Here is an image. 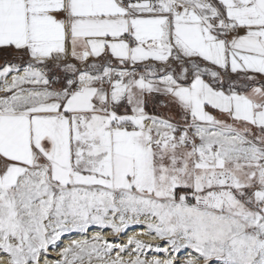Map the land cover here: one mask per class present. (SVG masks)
Segmentation results:
<instances>
[{
    "label": "snow or ice",
    "instance_id": "snow-or-ice-1",
    "mask_svg": "<svg viewBox=\"0 0 264 264\" xmlns=\"http://www.w3.org/2000/svg\"><path fill=\"white\" fill-rule=\"evenodd\" d=\"M0 51V264H264V0H0Z\"/></svg>",
    "mask_w": 264,
    "mask_h": 264
},
{
    "label": "rangeland",
    "instance_id": "rangeland-1",
    "mask_svg": "<svg viewBox=\"0 0 264 264\" xmlns=\"http://www.w3.org/2000/svg\"><path fill=\"white\" fill-rule=\"evenodd\" d=\"M7 62H15V60H14V58L13 59H11V60H8ZM5 63V62H4ZM4 64H0V67H2ZM93 231H96V232H98V234L100 235V236H105L107 233H109L111 230L110 229H107V228H100L99 226H92V228L90 229V231L88 232V233H78V232H74V233H70V234H67V236H66V238H64V237H62V239L60 240V241H58L57 242V246H56V249L54 250V251H52V250H50V258H52V259H59V257H58V255H57V253H58V251H61L63 248H64V244H66L64 241L66 240V239H70L69 241H68V244L71 242V240H73V239H78V237L79 236H81V237H85V238H88L89 237V239L88 240H91V238H90V236H88V234L89 233H91V232H93ZM125 233V232H124ZM124 233H122V234H124ZM120 235V236H118L117 237V240H120V242L119 243H122V241H121V237H123L124 235ZM107 240H109V239H107ZM110 242H111V240H109ZM166 242H163V243H159V244H161V245H164ZM122 244H125L124 242L122 243ZM56 256L58 257V258H56ZM161 258H163L162 256H161Z\"/></svg>",
    "mask_w": 264,
    "mask_h": 264
},
{
    "label": "bare ground",
    "instance_id": "bare-ground-1",
    "mask_svg": "<svg viewBox=\"0 0 264 264\" xmlns=\"http://www.w3.org/2000/svg\"><path fill=\"white\" fill-rule=\"evenodd\" d=\"M143 231H146V228H144V226H142V225H134V226H131L129 230H126V232L124 234H122V235H124L123 237H121L122 243L124 242L126 244L129 237H131L133 235H137V233L143 232ZM109 233H107L104 236L105 239H109V240H111V242H118V243L120 242V240H117V237L118 236H112ZM97 235H99V234L96 231H93V232H91V233L88 234V236H90L91 239L93 237L97 236ZM138 238H145V239H147V237H138ZM83 239H87L88 240L89 237L88 238H85V237L79 236L77 240H83ZM69 240L70 239H66L64 241L66 243V244H64V247H66L68 245V241ZM149 242H151L153 244H157V243H163L164 241H149ZM58 257L56 256V258H58Z\"/></svg>",
    "mask_w": 264,
    "mask_h": 264
},
{
    "label": "built area",
    "instance_id": "built-area-1",
    "mask_svg": "<svg viewBox=\"0 0 264 264\" xmlns=\"http://www.w3.org/2000/svg\"><path fill=\"white\" fill-rule=\"evenodd\" d=\"M14 58V54L11 52H5V51H0V59H2L4 62L11 60Z\"/></svg>",
    "mask_w": 264,
    "mask_h": 264
},
{
    "label": "crops",
    "instance_id": "crops-1",
    "mask_svg": "<svg viewBox=\"0 0 264 264\" xmlns=\"http://www.w3.org/2000/svg\"><path fill=\"white\" fill-rule=\"evenodd\" d=\"M0 64H5L4 61L2 59H0ZM149 111H152L151 106L149 107Z\"/></svg>",
    "mask_w": 264,
    "mask_h": 264
}]
</instances>
